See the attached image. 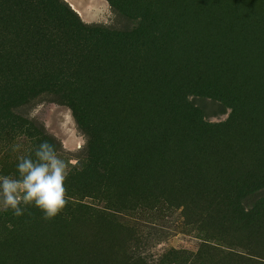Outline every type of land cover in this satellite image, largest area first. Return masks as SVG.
Instances as JSON below:
<instances>
[{"label":"rangeland","instance_id":"1","mask_svg":"<svg viewBox=\"0 0 264 264\" xmlns=\"http://www.w3.org/2000/svg\"><path fill=\"white\" fill-rule=\"evenodd\" d=\"M113 1L53 0L98 29L60 52L75 98L0 81V174L45 140L71 169L55 218L0 212V264H264V0ZM16 11L0 37L40 38Z\"/></svg>","mask_w":264,"mask_h":264},{"label":"trees","instance_id":"2","mask_svg":"<svg viewBox=\"0 0 264 264\" xmlns=\"http://www.w3.org/2000/svg\"><path fill=\"white\" fill-rule=\"evenodd\" d=\"M6 2L11 14L17 12V9H22L25 17L28 16L30 20H25L19 23V28L22 33L35 35L37 32L43 33L39 38L31 36L27 38H4L0 37V69L8 70L7 73H0V81L4 82L8 78L20 79L21 85L29 88H38V91H50V88H62L68 92V96L75 98V78L74 74H71V67L67 68L66 57L60 55V52L74 48L75 51L79 50L83 46V42L86 39L81 36V32L98 31V29H91L86 24H76L75 20H71V17L66 12H60L59 8L55 6L53 0H2ZM124 1V0H123ZM111 4L115 7L113 0H110ZM127 2H132L128 0ZM125 2V3H127ZM125 6V5H124ZM55 17L57 20H46L45 16ZM5 21V20H2ZM9 26L4 22L0 23L6 29L15 27L10 20H6ZM18 20H16V23ZM55 23V24H54ZM56 24L64 25L62 27ZM82 26H84L82 28ZM101 27V26H99ZM100 31V34L105 32V28ZM15 30V29H14ZM58 30L68 31L63 35L56 34ZM87 30V31H86ZM94 31V32H95ZM67 33L69 36H67ZM123 35V34H122ZM70 44V45H69ZM63 56V57H62ZM34 62L45 63V70L55 71L50 74L41 71L35 72ZM55 65V67H54ZM22 69V70H21ZM4 74L5 76H1ZM10 74V75H7ZM72 100V99H71ZM7 119L8 113H3ZM20 133V132H19ZM99 139V137H97ZM243 147L245 151L249 152L254 149L258 144L256 150H262L264 148V123L259 122L254 124L249 131L244 134L242 139ZM100 144V140L94 141L92 147L94 150ZM249 150V151H248ZM96 155H91L95 158ZM98 162V160H96ZM101 248L109 253V248L105 242L99 245ZM105 252V253H106Z\"/></svg>","mask_w":264,"mask_h":264},{"label":"clouds","instance_id":"3","mask_svg":"<svg viewBox=\"0 0 264 264\" xmlns=\"http://www.w3.org/2000/svg\"><path fill=\"white\" fill-rule=\"evenodd\" d=\"M22 147L17 143L12 151L19 153ZM16 159L15 175L0 174V212L11 210L19 217L28 206H34L44 219L55 218L68 203L65 182L71 171L69 162L46 140Z\"/></svg>","mask_w":264,"mask_h":264}]
</instances>
